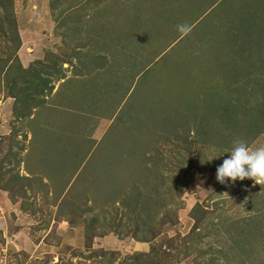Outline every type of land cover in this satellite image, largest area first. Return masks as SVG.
<instances>
[{
    "label": "rangeland",
    "instance_id": "obj_1",
    "mask_svg": "<svg viewBox=\"0 0 264 264\" xmlns=\"http://www.w3.org/2000/svg\"><path fill=\"white\" fill-rule=\"evenodd\" d=\"M0 2V264H264V0Z\"/></svg>",
    "mask_w": 264,
    "mask_h": 264
},
{
    "label": "clouds",
    "instance_id": "obj_2",
    "mask_svg": "<svg viewBox=\"0 0 264 264\" xmlns=\"http://www.w3.org/2000/svg\"><path fill=\"white\" fill-rule=\"evenodd\" d=\"M245 178L255 183L264 182V145L252 148L243 139H237L229 155L217 166L216 180L224 184Z\"/></svg>",
    "mask_w": 264,
    "mask_h": 264
},
{
    "label": "trees",
    "instance_id": "obj_3",
    "mask_svg": "<svg viewBox=\"0 0 264 264\" xmlns=\"http://www.w3.org/2000/svg\"><path fill=\"white\" fill-rule=\"evenodd\" d=\"M0 4H3V3L0 2ZM241 44H242V43H241ZM243 44H244V42H243ZM241 48H242V47H241ZM242 49H243V48H242ZM197 80H198V79H197ZM191 83H192V82H191ZM196 84H197V85L200 84V83H199V80H198V83L195 82V83H193V84H191V85H188L187 87H184L185 89H184V88H182V89H183V91H186V92L188 91V92H189V91H191V89L194 88L192 85H196ZM201 85H202V83H201ZM202 86H203V85H202ZM230 86H231V85H230ZM192 87H193V88H192ZM208 89H209V87H208ZM206 93H207V94H206ZM210 94H212V91H210V92H205V95L208 97L209 101H211V100L213 99L212 96H211ZM203 95H204V94H203ZM205 95H204V96H205ZM186 102H187L188 107L192 105V103L188 104L189 102H191V101H188V99H187ZM201 103L203 104V102H201ZM195 108H196V107H193L191 110L194 111ZM189 109H190V108H189ZM254 131H255V132H254ZM254 131L252 132L253 135H257V134H259L260 132H264L263 130H261V129L259 128V126H258ZM190 132H191V131H188V133H190ZM144 155H145V153H144V151H143V156H144ZM143 156H142V157H143ZM145 156H147V154H146ZM143 168H144V170H145L146 172L149 170V168H148L147 166H146V167L143 166ZM146 177H147V175H146ZM135 185H136V184H135ZM135 185H134V186H135Z\"/></svg>",
    "mask_w": 264,
    "mask_h": 264
}]
</instances>
